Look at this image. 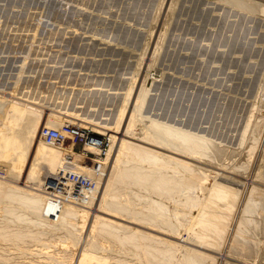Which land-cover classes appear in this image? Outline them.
Returning <instances> with one entry per match:
<instances>
[{
	"label": "rangeland",
	"instance_id": "1",
	"mask_svg": "<svg viewBox=\"0 0 264 264\" xmlns=\"http://www.w3.org/2000/svg\"><path fill=\"white\" fill-rule=\"evenodd\" d=\"M159 2L0 0V180L3 182L0 184L4 188L8 183L9 187L19 186L21 191L25 181V188L33 187L36 182L35 186L41 187L52 173L38 178L37 169L32 167L38 162L39 152L40 160L48 161L45 157L53 156L61 147L83 149L82 140L54 142L46 147L49 151L33 145L41 140L43 128H47L46 120L49 123L56 118V127H62L61 116L58 118L61 113L76 111L74 113L81 117L71 125L102 135L107 139L106 149L113 137L88 127L90 124L81 126V118L94 119L93 123L101 126L109 124L118 103L124 101L126 87L136 83L145 85V90L137 91L140 93L137 94L140 98H136L137 106L141 107L139 117L144 119L137 123L138 127L147 126L145 120L151 118L206 137L213 151L212 160L198 163L212 176L208 187L214 177L222 176L233 181L236 186L233 190L239 192L233 220L220 249L204 247L202 250L214 256L213 264H264V211L262 216L253 215L258 225L248 226L246 247L239 252L232 251V239L249 197L248 191L251 192L252 187L264 191V0ZM131 76L137 78V82ZM254 122L258 123V129ZM247 125L250 129L241 145L240 136ZM37 132L36 138L30 136ZM86 144L91 149L97 147L93 143ZM41 150L53 154L44 151V155L47 154L44 156ZM106 158L107 154L101 160L103 164L108 163ZM231 163L236 164L231 167ZM26 170H31L30 175ZM10 173L23 176L15 180ZM94 175L84 177L90 180L91 188L96 181ZM30 176H34L36 182ZM0 201V216H6L0 218L3 220L0 223L16 228L12 216L5 213L8 200ZM14 212L20 214L21 210ZM193 214L196 215L195 210ZM30 218L36 221L34 214L29 215ZM92 220L83 222L92 224ZM47 225L42 220L28 224L34 231H45L40 239L51 240L49 243H55L56 248L47 243L51 248L45 250L39 246L40 242H30L28 238L27 242L32 243H26L29 247H41L45 252L60 248L56 235L63 236L64 229ZM187 245L192 246L189 242ZM77 248L79 250V246ZM88 254H106L108 258L103 264H108L110 258L109 264H115L116 259L121 264L133 259L124 251L108 246L90 248Z\"/></svg>",
	"mask_w": 264,
	"mask_h": 264
},
{
	"label": "bare ground",
	"instance_id": "2",
	"mask_svg": "<svg viewBox=\"0 0 264 264\" xmlns=\"http://www.w3.org/2000/svg\"><path fill=\"white\" fill-rule=\"evenodd\" d=\"M159 3L164 4V0H160ZM131 77L137 82V78ZM144 86L136 83L133 87H126V92L123 91L124 101L118 103V110L116 113L114 111L113 119L111 118V122L109 120V124L105 123L101 126L93 123L94 119L81 118L84 122H81V126L93 124L88 127H94L101 133L113 137L112 144H108L106 149V143L102 148L98 146L91 149V146L84 142L83 149L80 151L61 147L58 153L53 154L52 151L48 152L46 147L54 142L65 143L68 140L64 138L66 139H63L64 141L60 139L47 141L42 131L41 140H36L37 142L33 145H39L40 149L46 148L48 151L43 152L52 153L53 156L44 155L42 149L41 155L46 156L45 159L48 161L40 160L39 152L38 162L35 158L36 164H33L32 168L37 169L38 178L47 176L48 173H52V176L49 175L43 185L39 184L41 187H36L38 182L35 181L34 176H30L37 183L34 182L36 186L25 188L27 183L25 181L22 191L18 188L19 186L9 187V183L4 190L3 182L0 180L2 183L0 184V200L9 202V208L7 206V209L3 208L5 213L12 216L17 223L16 228L8 225L9 223L5 224L6 222L0 223V264H97L99 262L103 264L108 258L106 254L92 256L88 254L89 249L96 246L115 247L133 257V261L128 260L129 262L125 264H206L207 262L213 264L215 262L214 256L202 249L220 247L230 229L239 192L233 190L236 188L233 181L222 176L214 177L212 185L208 187V180L212 176L204 172L198 163L206 159L212 160L213 151H210L211 147L206 137L167 125V122L151 120V118H145L148 122L147 126L143 123L145 126L138 127L137 123L144 119L141 120L139 117L141 107L137 106L136 98H140L137 96L139 93L137 91L142 88L145 90L146 86ZM74 112L61 113L62 115L57 113L58 118L61 116L62 121H60L63 122L62 127L58 125L59 129L55 125L58 124L55 121L56 118L50 119L49 123L46 120L47 126H44L57 130L62 135H68L61 130L63 125L84 131L82 128L71 125L77 120L76 118L81 117ZM250 122L247 121V123ZM257 124L256 129H258ZM248 125L244 126L246 128L240 136L242 138H239L241 145L246 140L247 130L250 129ZM36 134L38 132L30 136L36 138ZM255 142L256 140L253 143ZM212 147L214 149L213 145ZM250 147H248L249 151H251ZM219 152L222 154L220 150L215 153ZM105 154H107L108 163L103 164L101 160H104ZM233 164L231 167L234 166ZM240 164L238 166L241 168ZM242 165L245 168L244 164ZM30 171L26 170V173L30 175ZM21 174L10 173L9 175L15 179L18 176L22 177L23 174ZM94 174L96 181L91 188L90 180L85 178ZM23 178L25 179V176ZM30 181L28 182L32 185V180ZM18 189L20 190L17 192ZM57 190H59L58 193ZM263 192L260 187H252L251 192L248 191L249 197L242 208V216L232 239V251L239 252L243 246L246 247L244 239L248 226L257 223L253 215L264 211ZM51 193L57 194L54 195L55 198ZM59 194L63 196L58 197ZM56 199L59 200L56 201ZM18 208L21 210L20 214L14 212ZM194 210L196 215L193 214ZM98 211L101 214L98 215ZM92 213L95 216H92ZM33 214L36 221L29 219V215ZM2 216H0L1 219L6 217ZM91 218L97 220H92V224H89L90 220L88 224L83 222L84 219ZM40 220L53 229H60L61 226L64 229L63 236L56 235L58 243L61 242L60 248L57 247L56 251L45 252L40 249L41 247L34 249L31 248L32 246L29 247L28 244L32 245L30 242L33 240L36 241L35 243L40 242L39 246H43L44 249L48 247L47 250H49L48 244L52 241L50 240L49 243L47 239L41 240L45 231H34L28 226L29 223L34 224ZM25 224L27 226H24ZM28 238L31 239L29 243ZM187 242L192 246L187 245ZM110 260L108 259V264ZM119 262L118 259L117 263Z\"/></svg>",
	"mask_w": 264,
	"mask_h": 264
},
{
	"label": "built area",
	"instance_id": "3",
	"mask_svg": "<svg viewBox=\"0 0 264 264\" xmlns=\"http://www.w3.org/2000/svg\"><path fill=\"white\" fill-rule=\"evenodd\" d=\"M61 130L68 133V135H62L61 133H59V131L53 129L43 130V134L45 135L47 141L51 139L63 140L64 138H66L71 142L82 140V144L84 142L94 143L97 147L99 146L101 148L105 145V138L102 135H95L91 132H87L85 129H83L84 131H78L77 129L68 127V125H63V128H61Z\"/></svg>",
	"mask_w": 264,
	"mask_h": 264
}]
</instances>
